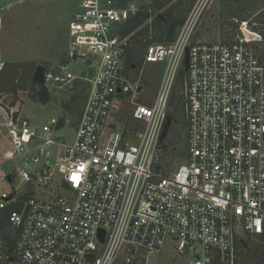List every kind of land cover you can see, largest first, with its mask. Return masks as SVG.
<instances>
[{
	"label": "built area",
	"instance_id": "built-area-1",
	"mask_svg": "<svg viewBox=\"0 0 264 264\" xmlns=\"http://www.w3.org/2000/svg\"><path fill=\"white\" fill-rule=\"evenodd\" d=\"M74 1L68 55L84 57L77 60L88 72L62 65L46 81L57 89L88 83L86 106L71 145L50 133L66 120L42 130L21 113L16 123L8 114L0 121L13 147L0 169L25 163L0 193V264H148L168 243L181 264H245L250 248L264 246L263 36L235 19L236 39L195 40L214 1L196 0L173 42L145 47L136 74L127 61L136 32L122 35L136 0ZM146 65L163 66L150 105L139 102ZM182 71L187 155L158 171Z\"/></svg>",
	"mask_w": 264,
	"mask_h": 264
},
{
	"label": "rangeland",
	"instance_id": "rangeland-1",
	"mask_svg": "<svg viewBox=\"0 0 264 264\" xmlns=\"http://www.w3.org/2000/svg\"><path fill=\"white\" fill-rule=\"evenodd\" d=\"M239 1L250 2L254 5L244 14V18L253 23L249 25L251 28L254 26L259 28L258 33L264 31V24L257 25L255 23L257 15L264 13V0ZM136 2L141 7L147 3V0H136ZM174 2L176 3L177 0ZM233 2L228 0L212 1L202 17L195 40L215 42L224 40L225 36H231L234 33L233 39H236L239 36V29L234 30L228 24L229 18H231L229 9ZM75 5L74 0H0V38L1 50L4 53L3 60L37 61L43 69H46L45 65H48L49 70L58 71L60 65L58 57L69 48L68 32L76 12L73 13ZM232 7L235 8L234 4ZM256 47L259 54L264 53V41ZM141 55L143 56V53ZM65 67L76 74L84 75L88 72V65L82 60L70 59ZM159 67L161 66L146 65L144 67L141 85H144L145 91L139 97L140 103L150 105L154 102L162 83L163 72H160ZM73 85L74 82L61 89L48 86L50 95L48 101H41L38 98L27 99L22 108L21 118L28 119L34 127L40 130L43 129L44 125L50 124L52 119L66 120L63 127L54 129L50 133L52 137L63 144H73L78 118L69 115L67 110L75 96ZM125 110L123 117L130 113V109ZM5 114L0 109V121H3ZM177 119L176 123H171L166 136H162V144L169 137L168 151L160 152L162 155L161 163L169 172L175 170L186 158L184 151L187 143V132L183 119L180 117ZM0 130V156L7 159L12 153L13 147L7 130L3 126ZM24 167L25 163L20 159L4 163L0 169V193L11 191V185L6 178L14 172L23 170ZM16 183H20L19 176ZM257 247L259 245L255 244L253 249L259 251ZM181 263V259L168 243L161 253L151 257L148 264Z\"/></svg>",
	"mask_w": 264,
	"mask_h": 264
},
{
	"label": "trees",
	"instance_id": "trees-1",
	"mask_svg": "<svg viewBox=\"0 0 264 264\" xmlns=\"http://www.w3.org/2000/svg\"><path fill=\"white\" fill-rule=\"evenodd\" d=\"M175 0H147V3L142 5L139 9V11L132 17L127 20V22L124 24L122 29V35L127 36L134 32L135 35L133 36L134 42L133 47L129 50L128 55V64L130 68H133V65H135V73L138 74L139 70L142 67L143 63V57L142 53L145 50V47L148 44L152 43H163L168 44L173 42L179 35L181 27L186 22V19L188 17V14L190 13L192 7L194 6L196 0H177V2H174ZM227 1V0H226ZM228 1H234L230 5L229 14L231 18H229L228 24L234 29H238L237 23L234 21L237 19L239 22L247 21L244 18V14L250 10L253 4L250 2L239 0H228ZM235 6L233 8L232 6ZM76 11V5L74 6L73 13ZM161 16V17H160ZM151 21V23H149ZM257 25L264 24V13L258 14L257 19L255 22ZM151 24V25H150ZM253 24L249 22V25ZM150 26L153 27L154 33L151 34ZM254 31H259L258 27L252 28ZM261 35L264 36V31H260ZM235 37V33L231 34V36H225V41H231ZM146 38L147 41L144 42L143 39ZM264 41V37H263ZM68 42H69V32H68ZM261 56L264 59V53H261ZM68 49L65 51V53L58 58L60 59V66L64 65L65 63H68L70 59L68 58ZM48 65H45V70H49ZM58 67V68H59ZM160 72H163V66L159 67ZM55 71L57 69H54ZM184 72L182 71L179 75V78L177 80L175 89L173 91L171 100H170V111H169V117L172 118V124L176 123L178 121L177 118L183 119V123L185 124L186 132L188 130V124L185 118V114L183 112V83H184ZM88 83H84L81 81H75L73 85V91L75 93V96L72 98L71 102H73L76 98H78L79 95L86 92L88 89ZM169 137L165 139L161 146V153L167 152L169 149ZM187 142V139H186ZM159 155L158 162L156 164V169L159 171L160 169L162 171H168L166 168H164L163 163H161L162 155ZM187 155V143L184 151V156ZM164 159V158H163ZM2 213L0 212V215ZM254 247L251 248L252 251H255L258 256L256 257H247L245 264H264V246L257 247L259 251L254 250Z\"/></svg>",
	"mask_w": 264,
	"mask_h": 264
},
{
	"label": "water",
	"instance_id": "water-1",
	"mask_svg": "<svg viewBox=\"0 0 264 264\" xmlns=\"http://www.w3.org/2000/svg\"><path fill=\"white\" fill-rule=\"evenodd\" d=\"M161 17V16H160ZM77 59H84V57H77ZM0 62H4V67L0 70V108L8 115H12L14 123L21 113L24 100L20 98V92H28L33 75L36 70L42 68L37 61H4L1 54V38H0ZM68 63H65L66 66ZM185 67L188 70L189 57L187 55L185 60ZM12 96L10 102H3L4 96ZM87 102V92L78 96L69 106L68 113L73 117L80 116L84 110ZM20 106L17 108V104ZM12 110H16L12 114ZM172 123V118H168L163 137L166 136L167 130ZM11 181V178H9ZM245 248H248V243L242 241Z\"/></svg>",
	"mask_w": 264,
	"mask_h": 264
},
{
	"label": "flooded vegetation",
	"instance_id": "flooded-vegetation-1",
	"mask_svg": "<svg viewBox=\"0 0 264 264\" xmlns=\"http://www.w3.org/2000/svg\"><path fill=\"white\" fill-rule=\"evenodd\" d=\"M2 58L4 59V53L1 50ZM21 61H28V60H21ZM46 73L47 70L43 68H39L35 71L31 84H30V90L28 92H20V98L25 101L27 99H37L41 101H48L50 98L49 95V88H48V82L46 81ZM12 100V96H4L3 102H10ZM20 106V104H17V108ZM24 106V105H23ZM22 106V108H23ZM22 112V110H21ZM1 132V130H0ZM248 256L250 257H256L258 254H256L255 251H252L251 248L249 249Z\"/></svg>",
	"mask_w": 264,
	"mask_h": 264
},
{
	"label": "crops",
	"instance_id": "crops-1",
	"mask_svg": "<svg viewBox=\"0 0 264 264\" xmlns=\"http://www.w3.org/2000/svg\"><path fill=\"white\" fill-rule=\"evenodd\" d=\"M64 126V123H61L59 126H57V128H61ZM1 133V132H0Z\"/></svg>",
	"mask_w": 264,
	"mask_h": 264
}]
</instances>
